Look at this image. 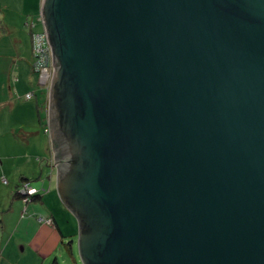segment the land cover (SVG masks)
Returning <instances> with one entry per match:
<instances>
[{
  "label": "water",
  "instance_id": "1",
  "mask_svg": "<svg viewBox=\"0 0 264 264\" xmlns=\"http://www.w3.org/2000/svg\"><path fill=\"white\" fill-rule=\"evenodd\" d=\"M48 130L83 264H264V0H42Z\"/></svg>",
  "mask_w": 264,
  "mask_h": 264
},
{
  "label": "crops",
  "instance_id": "2",
  "mask_svg": "<svg viewBox=\"0 0 264 264\" xmlns=\"http://www.w3.org/2000/svg\"><path fill=\"white\" fill-rule=\"evenodd\" d=\"M13 2L10 7L0 2V26L16 34L29 28V14L37 21L42 0ZM38 28H42L39 22ZM29 41L33 58L31 36ZM14 43L16 51L23 44L16 36ZM16 60L20 69L22 64L17 65ZM9 66L10 60H0V264H67V256L79 264L78 221L58 194L55 158L42 156L46 151L39 140L37 144L35 135L41 129L37 113L30 106H20L15 98L20 81L13 87L7 80ZM26 82L29 87L25 86V93L34 92L30 75ZM24 182L37 189L29 201L21 191ZM70 241L73 256L66 249Z\"/></svg>",
  "mask_w": 264,
  "mask_h": 264
},
{
  "label": "rangeland",
  "instance_id": "3",
  "mask_svg": "<svg viewBox=\"0 0 264 264\" xmlns=\"http://www.w3.org/2000/svg\"><path fill=\"white\" fill-rule=\"evenodd\" d=\"M0 2L2 3V5L9 7L14 6L15 4L13 0H0ZM28 18L30 20L27 23L33 20L32 14H29ZM40 24L42 25V22H40ZM15 36L19 37L23 42L21 46L17 47V49H19L17 51L14 43ZM29 39L30 30L28 27H25L23 31L21 29L16 31V34H11L9 30L5 29L4 25L0 26V60H10V71H7L6 73L7 80H10V84L15 87V84L17 83L16 81L18 79L20 81V83H18V92L15 93V98H17L18 104L27 108L30 106L29 109H33V112H36L38 115V119L41 122V129L39 132L40 134H37L35 136H37V144L39 140L40 146L43 147L46 151V154H43L42 156L51 157L52 155L54 157L55 154L51 136L49 135L48 131H45V129H48V92L39 84L38 73L32 70L33 58L30 49L31 41H29ZM19 53H21L20 56ZM15 59H17V65L19 63L22 64V67H20V69H18V67L15 65ZM3 75H5V72L3 73ZM28 75H30L31 80H34L35 83V86L33 85L31 88L34 91V95L30 98L26 96L27 93H25L26 90H24L25 86L29 87V84H27L26 82L28 80ZM35 182L36 180L34 181V183ZM76 250L78 253L77 245ZM78 262L79 264H83L79 256ZM67 264L76 263L72 260L70 256H67Z\"/></svg>",
  "mask_w": 264,
  "mask_h": 264
},
{
  "label": "built area",
  "instance_id": "4",
  "mask_svg": "<svg viewBox=\"0 0 264 264\" xmlns=\"http://www.w3.org/2000/svg\"><path fill=\"white\" fill-rule=\"evenodd\" d=\"M38 22H42V28H38ZM31 40L32 50L34 56V70L39 74V82L42 86L50 89L53 74H54V59L52 54V48L47 37L43 19L40 17L36 20H32L28 23ZM28 98L33 96V92H29L26 95ZM22 194L25 196V200L29 201L30 196L36 194L37 189L30 186L29 183H24L22 186ZM48 223H52L51 220Z\"/></svg>",
  "mask_w": 264,
  "mask_h": 264
},
{
  "label": "trees",
  "instance_id": "5",
  "mask_svg": "<svg viewBox=\"0 0 264 264\" xmlns=\"http://www.w3.org/2000/svg\"><path fill=\"white\" fill-rule=\"evenodd\" d=\"M41 15V14H40ZM40 15H39V17H40ZM41 29V28H40ZM30 30V29H29ZM30 36H31V32H30ZM32 54H33V50H32ZM34 61H35V59H34V56H33V69H34ZM35 71V70H34ZM36 72V71H35ZM38 76H39V74H38ZM42 86V85H41ZM45 90H47V92H48V89L46 88V87H44V86H42ZM49 93V92H48ZM33 95H34V93H33ZM47 109H48V103H47ZM49 131V130H48ZM25 183V182H24ZM23 184V183H22ZM32 196L33 195H31V197H30V199L32 198ZM25 198V197H24ZM29 199V200H30ZM66 249L68 250V253H69V255H72L73 256V248H72V241H70V242H68L67 244H66Z\"/></svg>",
  "mask_w": 264,
  "mask_h": 264
}]
</instances>
